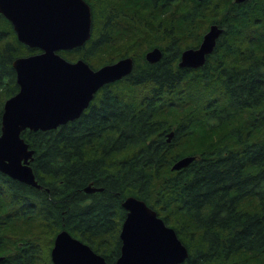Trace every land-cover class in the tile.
<instances>
[{"label": "trees", "instance_id": "16d2710c", "mask_svg": "<svg viewBox=\"0 0 264 264\" xmlns=\"http://www.w3.org/2000/svg\"><path fill=\"white\" fill-rule=\"evenodd\" d=\"M87 2L91 37L59 52L94 68L124 56L134 66L79 117L23 130L41 186L0 170V264H55L62 229L114 263L128 196L175 228L189 251L177 264H264V0ZM210 23L223 30L205 63L180 66ZM38 51L0 12V134L19 90L13 61ZM185 155L195 158L173 168Z\"/></svg>", "mask_w": 264, "mask_h": 264}, {"label": "water", "instance_id": "95a60500", "mask_svg": "<svg viewBox=\"0 0 264 264\" xmlns=\"http://www.w3.org/2000/svg\"><path fill=\"white\" fill-rule=\"evenodd\" d=\"M0 12L13 24L18 38L40 51L14 59L19 90L8 97L2 112L0 170L25 183L41 184L31 165L34 149L23 130L50 129L79 117L106 83L129 74L134 66L124 56L94 68L83 58L69 60L59 51L83 45L92 34V9L87 0H0ZM222 28L212 24L197 47L182 50L179 65L202 66ZM162 50L154 47L146 58L155 62ZM169 139L173 131L168 133ZM194 155L178 159L173 168L188 165ZM120 230L121 253L114 263L67 229L54 239L55 264H177L189 255L174 227L145 200L128 196ZM3 256H0V260Z\"/></svg>", "mask_w": 264, "mask_h": 264}, {"label": "flooded vegetation", "instance_id": "af4514ba", "mask_svg": "<svg viewBox=\"0 0 264 264\" xmlns=\"http://www.w3.org/2000/svg\"><path fill=\"white\" fill-rule=\"evenodd\" d=\"M233 1L238 2V3H244V2L247 1V0H233ZM212 24H217V25H218L220 28H222V30H223V27H221L220 24H218V23H210V24H209V27L203 31V33H202V35H201V39H200L199 43H198L195 47L199 46V44L201 43V41H202V39H203L204 34L206 33V31L210 28V26H211ZM220 35H221V33L219 34L218 38L220 37ZM218 38H217V40H218ZM216 43H217V41H216ZM180 57H181V56H180ZM190 67H192V66H190Z\"/></svg>", "mask_w": 264, "mask_h": 264}]
</instances>
